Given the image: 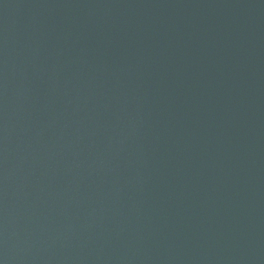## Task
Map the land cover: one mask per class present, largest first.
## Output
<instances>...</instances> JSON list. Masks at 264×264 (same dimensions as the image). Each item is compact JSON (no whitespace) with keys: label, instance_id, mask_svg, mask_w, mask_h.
Segmentation results:
<instances>
[{"label":"water","instance_id":"water-1","mask_svg":"<svg viewBox=\"0 0 264 264\" xmlns=\"http://www.w3.org/2000/svg\"><path fill=\"white\" fill-rule=\"evenodd\" d=\"M0 264H264V0H0Z\"/></svg>","mask_w":264,"mask_h":264}]
</instances>
